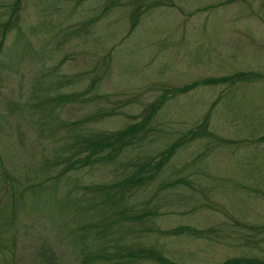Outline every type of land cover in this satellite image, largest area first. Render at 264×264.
I'll return each instance as SVG.
<instances>
[{
	"label": "rangeland",
	"instance_id": "374dc122",
	"mask_svg": "<svg viewBox=\"0 0 264 264\" xmlns=\"http://www.w3.org/2000/svg\"><path fill=\"white\" fill-rule=\"evenodd\" d=\"M30 1L22 11L20 23L26 35L31 36V44L24 55L15 48L22 66L19 72L8 67L0 70V113H10L5 116L7 124H11L12 129L18 126L28 131V139L32 134L31 125L21 120L25 111L28 112L22 105L24 101L37 100L36 96L42 91L40 83H65V78L73 74L75 83L70 85L69 90L85 92L90 101H76L74 105L68 103L63 106L60 116L72 121L87 111L108 110L110 114L93 128L106 130L118 129L134 120L130 115L137 114L144 104L167 89L191 80L238 70L257 71L264 77V0H172L174 6L161 8V12L157 13L155 9L147 12L130 34H127L129 19L123 11L100 12L103 0H83L61 11L53 9L43 0H34L37 3ZM213 3L217 4L213 6ZM95 16L97 20L88 36L80 31L75 37H67L69 30L78 28L81 22ZM41 19H47L45 26L30 28ZM96 37L98 40L93 41ZM12 40L16 41L15 46L21 42L11 32L6 43L10 44ZM107 50L112 56L111 63L105 67L107 74L102 76L96 89L89 92L90 89H87L91 80L103 68L97 57ZM58 64L60 68L55 70L54 66ZM261 81L235 82L229 86L200 85L184 93L170 94L159 110L154 133L143 144L140 143L142 151L137 152L136 149L124 156L127 167L111 168L118 163L117 160L104 167L85 166L73 171L72 176L75 181L83 183H104L115 179L130 170L127 163L132 159L156 155L167 143L201 120L215 100L210 110L209 125L218 127L224 136L240 138L244 143L239 146L231 143L222 149L223 156H218L216 161L212 160L215 155L212 156L207 171L199 168L201 161L194 160L195 153L203 149L204 140L185 145L165 165L163 177L171 181L185 176L193 187L176 183L167 190L160 189L151 202V205L155 203L159 207L161 214L158 221L162 229L184 223L197 228L214 227L215 231L207 233L209 235L203 239L151 235L148 231L128 237L135 240L133 236H136V240L143 244L161 241L168 252L180 257L182 264H218L227 256L246 254V251L264 259L263 243L252 246L230 240L236 222L264 225V183H253L264 178V165L259 169L241 170L233 164V169L240 174H235L234 179L239 180L238 183L242 181V187L237 183L225 189L216 184L210 186L206 176L209 172L214 177L211 181H214V175H220L218 171L226 170L233 176L230 164L223 161L231 159L229 151L237 154L240 148L239 157L264 155V142H252L253 135L250 133L254 132L256 136L264 132V79ZM234 93L241 95L244 108L252 110L248 112L250 116L262 115L257 120L252 117L256 130H251L254 126H244L239 118H231L236 111H233L234 98L231 96ZM51 94H55V90L49 91L46 97ZM254 95H259L258 99H261L256 101L259 108L255 110L256 105L251 106ZM14 103L21 108L11 110L9 106ZM227 103H231V109ZM252 173L255 177L247 179ZM240 193L246 196V203L241 202ZM26 220L29 229L26 232L17 229L13 253L7 251L13 259L11 264H47V258L37 253V238L42 230L37 229L33 219L34 225L31 219ZM30 227L35 228V234L30 232ZM216 228L221 231H216ZM55 237L53 247L59 264H80L81 257L69 244L70 236L67 237L66 230ZM2 259L3 256H0L1 263ZM140 263L156 264L152 260Z\"/></svg>",
	"mask_w": 264,
	"mask_h": 264
},
{
	"label": "trees",
	"instance_id": "16d2710c",
	"mask_svg": "<svg viewBox=\"0 0 264 264\" xmlns=\"http://www.w3.org/2000/svg\"><path fill=\"white\" fill-rule=\"evenodd\" d=\"M37 1L33 0V3ZM43 1L48 2L53 9L61 11L66 7L72 8L83 0ZM28 2L31 1L0 0V70L8 67L19 72L22 66L23 62L15 48L24 55L25 49L31 44V36L26 35V30L20 23L22 11ZM102 3L100 12L104 14L111 10L124 12L130 23L127 34L142 22L147 12L155 9L157 13L161 12V8L174 6L172 0H103ZM96 20L95 16L81 22L78 28H72L67 32V37H75L80 31H84L85 36H88ZM45 22L47 19H41L32 23L30 28H42L46 25ZM11 32L18 41H21L17 46L15 40L10 44L6 43ZM95 40L98 38L93 39ZM47 58L52 59V56ZM111 59L108 50L97 57L103 68L91 80L87 89H90L89 92L95 90L102 76L107 74L105 67L111 63ZM58 68L60 64L54 66L55 70ZM74 78L73 74L65 78V83L62 81L40 83L42 89L40 97L37 95V100L24 101L22 105L28 112L25 111L21 120L31 125L32 134L29 139L26 135L28 131H23L18 126L12 129V125L7 124L8 119L5 116L10 113H0V256H3V263L0 264L13 262L7 251L13 253L16 231L26 232L29 229L26 219H31L32 225L34 220L38 225L37 229L42 230V234L37 238L39 239L37 253L47 258V264L60 263L53 242L56 234L58 236L64 229L67 237L70 236L69 244L81 257L80 264H142L140 263L142 260H152L156 264H182L179 262L180 257L168 252L161 241L143 244L136 240V236L137 233L148 231L151 235L203 239L209 235L207 233L215 231L214 227L197 228L184 223L162 229L158 221L161 214L159 207L155 203L151 205L162 188L167 190L176 183H186L193 187L185 176L171 181L163 177L165 165L185 145L204 140L202 141L204 147L195 153L194 160L201 161L199 168L207 171L211 166L208 161L212 156L215 155L212 160L216 161L218 156H223L222 149L229 147L231 143L235 146L244 143L240 138L224 136L218 127L209 125L210 110L215 100L201 120L167 143L156 155L132 159L127 163L130 170L119 174L113 180L104 183H83L77 179L75 181L73 171L85 166L104 167L117 160L118 165L114 164L111 168L116 170L118 166H126L124 156L136 149L137 152L142 151L140 143L143 144L154 133L159 110L167 102L170 94L184 93L200 85L229 86L235 82L261 81L264 79L263 75L257 71L238 70L223 75L201 77L174 86L144 104L137 114L130 115L134 120L115 130L93 129L96 123L110 114L108 110L96 109L89 113L87 111L72 121H66L60 116L64 105L90 101L85 92L69 90L70 85L75 83ZM51 90H55V94L46 97ZM231 96L234 98L233 111L236 110L231 118H239L244 126L247 128L254 126L251 130H256L253 122L262 115L250 116L248 112L252 110L246 106L244 108L241 95L234 93ZM251 98H254L251 106L256 105L253 110L259 108L256 103L261 101L258 99L259 95ZM227 104L231 109V103ZM9 108L14 110L21 107L14 103ZM250 133L253 135L252 142L257 144L264 142V132L256 136L254 132ZM6 139L11 140L5 142ZM198 146L200 147V144ZM238 149L237 154L229 151L231 159L223 160L230 164L233 176L226 173L227 170L218 171L220 175L216 176V173L214 175L216 180L211 181L214 177L208 172L206 176L210 186L216 184L225 189L237 183L242 187V181L238 183L239 180L234 179V175L239 173L233 169V164H237L241 170L263 167L264 155L246 154L239 157L241 149ZM196 171L200 173V170ZM254 177L252 173L247 179ZM253 183L263 184L264 178L254 180ZM238 197L243 199L241 202L246 203V196L243 197L240 193ZM234 227L230 234L231 242L252 246L263 243L264 247V225L236 222ZM30 229V232L34 233L35 228ZM218 230L221 231L220 228H216V231ZM134 233L135 240L128 237ZM92 244L94 247L90 248ZM218 264H264V259L246 251V254L227 256Z\"/></svg>",
	"mask_w": 264,
	"mask_h": 264
}]
</instances>
